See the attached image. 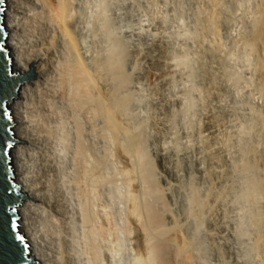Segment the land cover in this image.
Returning a JSON list of instances; mask_svg holds the SVG:
<instances>
[{
  "label": "bare ground",
  "instance_id": "6f19581e",
  "mask_svg": "<svg viewBox=\"0 0 264 264\" xmlns=\"http://www.w3.org/2000/svg\"><path fill=\"white\" fill-rule=\"evenodd\" d=\"M88 1L2 0L3 24L6 32L4 42L8 55L11 58V70L13 72L25 73L32 63L35 75L34 78L20 84L16 95L10 101L8 107L11 120L14 122L10 128L12 134L16 138L23 140L13 142L8 154L13 169V181L22 192V197L16 208L18 231L28 245V257L33 264H108L111 252L110 248L112 246L110 244L114 243V241H110L115 238L111 236V231L113 233L116 232L113 231L114 228L111 230L110 212L108 213L107 211L106 203H100L98 202L99 200L97 201L98 198H96L97 193L101 190V188L99 190V187L104 181L101 182V180L104 178H100L99 175L101 173L97 175L98 172L96 173L95 171L97 170L95 169V147L97 145L93 143V123L95 119L92 122L93 119L89 115L87 117L86 113L87 111H93L95 114L97 111L94 112L92 105L94 102H97V110L102 117L106 133H108L107 131H111L115 134L120 133V135L123 133L124 136L126 133H129L130 130L123 126L117 117L119 111L118 104H112L113 100L110 101L108 98L110 93L112 94L113 91L115 93L120 89L119 87L125 81V78L122 73L121 58L117 56L115 59H110L111 57L108 55L107 58L101 57L102 59L98 60L95 57L96 51L93 49V35L95 33L93 34L91 27L90 17L92 15L88 13ZM246 1L244 0L243 3L245 4ZM248 1L245 6L248 5ZM252 1V8H249L255 14L250 22H248L249 18L246 20L248 22L246 35L250 37V46L257 50L260 55L256 66L253 67L254 70L251 68L253 70L251 78L254 77L253 81L255 80L257 84V92L262 95L263 99L262 101L260 100L261 103L258 105L255 104L257 105L255 107H250L254 102L248 103L250 108L246 109L248 111H244L249 112V117H247L248 124L254 128L258 124L262 126L264 122V0H257V2L254 0V3ZM227 4L228 7L217 6V8L219 7L216 11L217 14H213L216 15L214 24L211 25V28L207 24L210 28L208 29L210 30L209 34L220 36L219 34L221 33L218 32L217 34V31L218 29H222L225 34L227 33L226 38L228 39V34L232 33L231 29L235 26V21L233 22L231 19V6L233 5L230 2H227ZM237 4L239 5V3ZM237 4L236 6H238ZM251 9L247 10L251 11ZM222 30L219 31L222 32ZM225 34L223 36H226ZM211 35H209L210 38H212ZM209 36L207 37L209 38ZM217 39L220 40L219 38ZM224 43L222 41L221 44ZM207 46L205 45L206 48ZM160 48L157 51L162 53L164 49ZM154 50L156 51V49ZM212 50L208 53L206 52L210 60V66L215 70H220L223 65L219 54L222 52L220 51L217 54L216 51ZM101 51L99 53H103ZM108 53L109 51L105 52L103 56L106 57L105 54ZM163 57H157V59L152 60L150 64L151 69L148 71L151 76L163 78L164 74L168 73L170 64L166 61L167 57ZM224 68L227 70L226 66ZM100 78L103 80V83L100 82ZM109 79L113 81L111 83V91L106 86V84L110 86V83H107ZM225 85L218 83L215 85V88L216 90L225 89ZM117 93L119 92L117 91ZM124 94L122 91V96ZM116 95L118 96V94ZM218 99L220 100L222 97ZM211 110V119L206 124V129L210 131L217 128L223 118H229L228 115L230 114L229 110L220 104H217ZM245 116L242 113V117L245 118ZM127 125L130 127L133 124L129 125L128 123ZM100 129L101 136L103 128ZM159 130H157V133ZM134 131H136V128H134ZM94 133L99 135L98 131ZM160 133L162 135V132ZM157 135L160 136L159 133ZM262 136L264 135L262 134ZM259 137H257L259 138L257 141H263L262 137ZM126 144L123 142L122 145L126 146ZM140 145L141 143L139 144L135 139L131 138L128 147L126 149L123 148L122 151V154L128 155L129 158L124 159L123 172L125 180L122 181L126 183L127 189L124 192L127 195L126 200L122 199L125 200L122 204L126 202V207L124 206L126 208V216L125 222L121 218L123 226L120 223V227L124 229L122 230L123 233L121 232L122 234L126 232L133 235V243L129 240L132 243L131 251L129 250L131 252V264H172L173 256L171 255L175 253L180 255L184 260L183 262H185L189 259L190 252L195 250L188 248L183 235L177 228H175L177 230L174 233L170 232L169 228H166L167 223L175 222L173 214L170 213L169 201L173 199V187L175 186L173 182L178 180V174L172 167V159L166 156V154L157 155L159 160L158 166L161 167L163 174L155 169V164H152V160H148L149 158H147L149 162L148 167L147 163L142 162L145 156ZM216 146H214V151L219 152ZM97 149L99 150V148ZM241 154L240 158L242 159L244 155ZM96 156L98 158V154ZM207 164L209 166L207 170L210 171L209 175L206 174L205 165L194 167V171L205 178L217 176L222 171L223 164L221 165L215 160V155L211 153V150L207 155ZM260 164L264 166V149L256 151L253 148L245 156L241 167L245 172L244 179L247 185V195L246 193L244 194L253 202V207H250L256 210H253L254 218L252 217L254 220L255 241L252 246L253 248H251L261 258L259 262L253 261L256 264H264V216L261 214L263 212L262 208H259V205H257L258 200L264 196V174L262 176L263 169H260ZM238 171L240 172L239 169ZM158 174L161 175L158 176ZM138 181L141 184V190L138 188L140 191L134 185ZM160 183H163V186ZM244 186L243 184L242 187ZM121 207L123 208V206ZM246 212L248 211L246 210ZM168 215L171 221L166 222L165 216L168 217ZM110 218L112 219V217ZM216 223L218 233L224 232V234L215 235L212 231L211 236L213 238H210L212 239L211 244H224L223 247L226 248L224 253L230 258L233 251L231 242H235V240L231 239L234 240L231 241L227 237L228 235L226 234L228 233L225 232L223 228L224 223L221 220H217ZM115 224L117 223L112 224V226ZM243 228L245 231L247 230L245 227ZM118 229L120 230L121 228ZM118 229L116 228V230ZM241 233L243 234L244 230ZM184 235L186 236L187 234ZM247 235L248 239H252ZM244 237H242L241 241L244 240ZM235 239L237 242L238 238L235 237ZM174 240L177 242V245L174 244L177 248L176 252L175 250L172 251V253L175 252L172 254L169 251L170 246L168 247V244L170 241L174 242ZM185 240L187 241V239ZM214 250L216 260L222 261L224 253L221 254L218 247L214 248ZM246 253H244L245 256H247ZM188 261L185 263L189 264L190 262Z\"/></svg>",
  "mask_w": 264,
  "mask_h": 264
},
{
  "label": "rangeland",
  "instance_id": "374dc122",
  "mask_svg": "<svg viewBox=\"0 0 264 264\" xmlns=\"http://www.w3.org/2000/svg\"><path fill=\"white\" fill-rule=\"evenodd\" d=\"M243 1L237 0L239 5L236 3V0L88 1V13L92 15L90 17L91 27L93 29V34L95 33V36L93 35V49L96 51V53L94 52L96 59L107 58L108 55H110V59H115L117 56L122 59V73L125 81L122 82L119 87L120 89L117 90L121 94L117 93L115 90L118 96L113 91L108 98L110 101L113 100L112 104H118L119 111L117 117L123 126L130 130L129 133L125 134L126 138L123 133H121V135L120 133L115 134L111 131H107L108 133H106L102 117L97 110V102H94L92 105L94 112H97L94 114L93 111H87L88 114L86 113V116H91L93 119L92 122L95 119L94 123L97 124L93 123V143L97 145V147L94 146L96 152L95 169H97L95 171L96 173L98 172L97 175L101 173L99 175L100 178H104L101 180V182L104 181L99 187V190L101 188L99 191L101 193L98 192L96 198H98V202L106 203L107 211L108 213L110 212L109 219L112 222L111 230L114 228L113 231H116L114 233L111 231V236L115 238L110 241H114V243L117 244L113 242L110 244V246H112L110 248L111 252L109 254L108 264H131V252H129V250L131 251L133 235L127 234L126 232L122 234V230L124 229L120 227V223L122 224L121 226H123L126 216V202H124L125 205L122 204V202L126 200L127 195L125 194L127 189L126 183L122 181L125 180L123 172L124 159L129 158L128 155L122 154V151L123 148L126 149L128 147L131 138L135 139L139 144L141 143L140 147L142 146L141 148L145 156L142 162L145 164L147 163L146 165L148 167V160H152L151 163L155 164V169L163 174L161 167L158 166V156L160 154H166V156L172 159V167L176 170L179 177L177 181L173 182L175 183L173 187L174 200L171 199L169 201L170 213L173 214L172 216L175 219V224L173 221L169 222L171 221L169 215V218L165 216V221L169 222L166 228H169L170 232L174 233L175 230L178 229L183 235V239L188 248H191L190 250H195L190 252L191 254L194 253L192 255L190 254L189 261L186 260L185 262L188 261L190 262L189 264H252L260 261V256L251 249L255 241L254 209L252 208V200L244 194L247 191V185L244 179L245 172L241 167L245 160V156L253 148L256 151L264 149V136H262V134L264 135V122L262 126L258 124L259 126L257 125L252 128V126L248 124L249 122L247 119V117H249V112H245L248 111L246 110L247 108L251 106L255 107L261 103L263 97L257 92V84L255 80L253 81L254 77L251 78V74H253L254 70L253 67L256 66L260 55L257 50L250 46V37L246 35L247 24L254 18L255 13L251 9L253 5L251 0H247L248 5L246 6L245 4L247 1L245 0V4ZM255 1L257 2V0ZM255 1L253 0L252 2L254 3ZM227 2L233 5L231 6V19L233 22L235 21V26L231 29L232 33L230 32L232 35L229 33L228 39L226 38L227 33L225 34L222 29H218L217 31V34L218 32L221 33L219 34L220 36L209 34L210 30H208L216 20V15L213 14H217L216 11L219 7H228ZM236 4L238 6H236ZM217 6L219 7L217 8ZM247 6L248 8H246ZM234 9L235 11H233ZM247 9H251L252 14L251 11ZM246 20H248V22ZM219 30H222V32ZM222 33L226 36H223ZM209 35H211L212 38H210ZM207 36H209V38ZM217 38L220 40L223 39L222 41L223 43L225 41V43L221 44L222 41L219 43L220 40ZM219 44L222 47H220ZM205 45H208L207 48ZM159 47L164 49L162 53L157 51ZM106 49L109 53L105 54L106 57H104V53L108 52ZM154 49H156V51ZM210 50L216 51L217 54H219L220 51L223 53L219 54L220 61L223 65L220 70H215L210 66V60L208 59L209 57H207V53ZM247 50L250 51L248 52ZM100 51L103 53H99ZM157 57H167L166 61L171 65H169L168 73L164 74L163 78L153 77L148 73L151 69L150 64L152 60L157 59ZM224 65L227 67V70H225L226 68H224ZM251 68H253V70ZM100 82L103 83L101 78ZM112 82L113 81L109 79L107 83H110V86L106 84L110 91L112 90ZM218 83L226 84L225 89L216 90L215 85ZM122 91L125 93L123 96ZM114 95L115 97H113ZM214 96L218 98L222 97V99L219 100ZM211 100H214V103ZM248 103H253L254 105L252 104L249 107ZM217 104H220L222 107L224 105L231 115H228L229 118H223L219 126L210 131L206 129V124L209 119H211V108L213 109ZM242 113L243 116L246 115L245 118L242 117ZM93 115L95 116L93 117ZM128 123L129 125L133 124L132 126L134 127H129L127 125ZM136 125L137 127L139 126V128H137ZM155 127H158L157 130L160 129L158 131L160 136L157 135L158 133ZM100 128H103L102 131L104 134L102 133V138L99 132V130H101ZM134 128H136V131H134ZM139 129L144 130L141 131ZM95 130L98 131L99 135L94 133L96 132ZM160 132H162V135ZM259 136L262 137L263 141H257L260 138ZM118 139H120L119 141L121 143ZM123 142L124 144H128H126V146L122 145ZM258 143L260 144L257 145ZM212 144L213 146H211ZM214 146L218 148L220 154L218 151H214ZM210 147H213V150ZM97 148H99V150ZM210 150L211 153H214L215 160L221 165L223 164L222 171L219 175L213 176L214 178L212 176L207 178L202 176V178L201 175L194 171V167L205 165L206 174L209 175L210 171L207 170V167H209L207 164V155ZM240 153L244 155V157L241 156L242 159L240 158ZM96 154H98V158ZM155 155L158 156L156 157ZM147 158L149 159L147 160ZM259 166L261 167H259L260 169H263V176L264 166L261 164ZM160 175L158 174V176ZM240 180H242V183ZM243 184L245 185L244 187H242ZM134 185L137 190L141 187L139 181L135 182ZM160 185L163 186V183H160ZM262 197L258 200L257 205H259V208H262L263 212L261 214L264 216V196ZM121 206H123L124 210ZM246 210L248 212H246ZM249 211L251 212L249 213ZM110 217H112V219ZM121 218H123V222ZM217 220H221L224 223L223 228L225 232L228 233L226 234L228 235L227 237L230 240H235V242H231L233 257L231 256L228 258L227 254L224 253L226 250V248L223 247L224 244H211L212 239L210 238H213V236H211L212 231L215 235L224 234V232L218 233ZM113 222L117 223L115 224L117 229H121L116 230L115 225L112 226V224H114ZM243 227L249 231H245ZM186 228L188 229L186 230ZM243 230L244 233L242 234L241 231L243 232ZM236 232L238 233L236 234ZM184 234L187 235L185 236ZM246 235L252 239H248ZM235 237L238 238L239 242H236ZM242 237H244L243 241H241L243 239ZM245 238H247V240H245ZM185 239H187V241ZM129 240H131L132 243H130ZM170 242L168 244V247L170 246V253L174 250L176 252L177 246L175 245H177V242H175V240L174 242ZM178 243L180 242L178 241ZM216 247L219 248L221 254L224 253L222 261H217L214 256V248ZM244 253H246L247 256H245ZM171 256H173L172 264H180L181 262V264H187L183 262L184 260L180 255L175 253Z\"/></svg>",
  "mask_w": 264,
  "mask_h": 264
},
{
  "label": "water",
  "instance_id": "95a60500",
  "mask_svg": "<svg viewBox=\"0 0 264 264\" xmlns=\"http://www.w3.org/2000/svg\"><path fill=\"white\" fill-rule=\"evenodd\" d=\"M0 106L7 115L0 113V264H33L28 257V245L18 231L16 208L22 192L13 181V169L6 144L23 141L16 138L11 131V120L8 107L16 95L20 84L35 77L32 63L25 73L11 70V58L5 48L3 24V2L0 0Z\"/></svg>",
  "mask_w": 264,
  "mask_h": 264
},
{
  "label": "snow or ice",
  "instance_id": "6c2138e0",
  "mask_svg": "<svg viewBox=\"0 0 264 264\" xmlns=\"http://www.w3.org/2000/svg\"><path fill=\"white\" fill-rule=\"evenodd\" d=\"M2 32H3V28H2V26H0V33H2ZM0 113H2V114H4V115H7V112H4L2 106H0ZM6 147L11 148L12 145H11V144H6ZM19 238H20L21 240H23V237H19Z\"/></svg>",
  "mask_w": 264,
  "mask_h": 264
}]
</instances>
